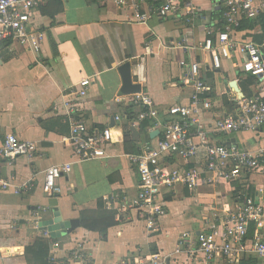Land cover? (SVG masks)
<instances>
[{"label":"crops","instance_id":"0c3cea01","mask_svg":"<svg viewBox=\"0 0 264 264\" xmlns=\"http://www.w3.org/2000/svg\"><path fill=\"white\" fill-rule=\"evenodd\" d=\"M60 1L62 10L53 17L41 14L38 7L35 22L44 32L39 54L18 43L0 44V144L6 135L15 134L36 145L31 158L20 156L11 162L0 157V177L11 178L15 184L29 179L34 183L28 193L0 190V264H28L24 249L41 237L31 221L38 206L47 208L43 225H50L57 214L62 222L79 221L70 233L56 234L58 257L82 242L88 257L98 263L159 253L167 257L166 264H191L185 253H174L180 235L187 232L195 245L198 232L217 224L216 215L234 206L237 190L245 187L250 192L253 184L263 186L264 173L253 175L249 179L252 182L222 183L194 192L181 187L173 194L164 191L166 214L158 221L157 230L148 233L137 211L120 207L136 194L138 185L136 169L125 154L137 152L144 143L154 141L159 132L150 137L156 129H151L149 120L143 130L132 127L131 121L126 123L123 107L133 104L129 101L139 92L147 93L158 110L187 103L192 89L182 79L190 60L200 64L201 76L212 87V109H230L227 98L229 88L236 92L230 87L233 81L239 89L236 93L250 94L251 80L237 67L241 54L235 52L231 58L222 59V68L216 70L211 69L209 55L201 50L206 29L223 21L220 1L194 0L196 10L192 14L181 11L179 17L152 16L146 24L127 22L125 11L111 3ZM258 31L239 29L236 36L256 41ZM124 64L129 65L131 83L139 86L134 92L123 89L120 67ZM83 77H90L91 83L86 95L76 98L72 87ZM215 77H219L218 88L214 87ZM67 101L74 102L75 116L88 127L109 128L113 143L106 146L107 157L74 161L72 149L63 141L69 135ZM116 115L122 120L112 126L111 117ZM125 124L136 135H126ZM244 134L249 135L241 140L236 137L240 134L220 137V141L251 148L255 138L251 133ZM66 162L72 165L58 180L61 192L48 197L42 186L43 171ZM100 201L103 209L115 211L117 221L104 234L80 226L82 214L97 211ZM249 227L253 233L248 238L253 239L255 226L252 223ZM259 232L264 239V227Z\"/></svg>","mask_w":264,"mask_h":264},{"label":"built area","instance_id":"2783aa9c","mask_svg":"<svg viewBox=\"0 0 264 264\" xmlns=\"http://www.w3.org/2000/svg\"><path fill=\"white\" fill-rule=\"evenodd\" d=\"M43 0H0V44L18 43L34 54L41 51L44 32L35 22V15ZM222 23L206 29L201 50L210 57L211 69L222 68V59L232 53L242 55L238 70L251 82L249 95L236 93L229 88L227 101L230 109H212L209 98L212 87L200 72V64L190 60L182 79L192 92L185 104H173L158 110L145 92L134 93L129 102L140 107L131 126L142 121H152V130L159 134L154 141L144 143L137 152L125 154L138 174L136 194L121 208L134 209L145 222L148 233L157 230V223L166 214L162 194L175 193L177 187L188 192L200 188L217 187L249 179L256 173H264V40L239 39L236 34L241 22L255 20L264 13V0H219ZM111 3L124 10L127 22L146 24L152 16L179 17L181 11L192 14L196 10L194 0H98ZM145 5V6H144ZM5 46V45H4ZM90 77H83L74 87L76 98L86 95ZM118 100V99H117ZM69 121V135L63 138L72 149L75 162L107 157L106 146L113 143L109 128L102 131L88 127L75 116L74 102L65 103ZM122 117L114 116L115 124ZM251 133L255 143L251 148L236 142L223 143L220 137ZM116 141V140H114ZM36 145L22 140L15 134L6 135L0 144V157L14 161L20 156L33 157ZM72 162L51 165L43 171L42 186L48 197L61 192L58 180L71 169ZM34 187L32 179L15 184L11 178L0 177V190H12L16 194L28 193ZM263 186L253 184L236 191L234 206L219 216L217 224L195 236L191 244L189 234L180 235L175 254L185 253L191 264H239L248 251L264 264V239L259 229L264 227ZM106 208L110 209L109 202ZM46 207L38 206L32 212V223L40 230L41 237L49 242L48 264H108L92 261L82 242H77L67 255L58 257V240L51 239L50 225L42 224ZM254 237L249 239L250 224ZM15 223L10 225L13 229ZM167 257L152 253L145 257L120 259L112 264H166Z\"/></svg>","mask_w":264,"mask_h":264},{"label":"trees","instance_id":"16d2710c","mask_svg":"<svg viewBox=\"0 0 264 264\" xmlns=\"http://www.w3.org/2000/svg\"><path fill=\"white\" fill-rule=\"evenodd\" d=\"M62 2L60 0H48L45 4L39 7L40 13L49 17H53L55 14L62 10ZM259 28V31L255 33V40L261 41L264 39V13L260 14L255 20L246 19L241 22L240 30H253ZM7 45V44H3ZM124 114L126 116V123L136 119V115L139 111L137 105L128 104L123 107ZM146 121H142L139 125L141 130L145 129ZM106 129V128H105ZM105 129H101L105 131ZM125 134L129 133L128 127L125 124ZM130 134V133H129ZM136 152V151H134ZM264 191V183H263ZM264 196V193H263ZM115 211L103 209L102 202H98L97 211L90 213L84 212L80 217V226L86 230L96 231L101 234L106 233V230L117 224L115 220ZM248 229V237L252 236V227ZM55 233H51L52 240H58ZM24 257L28 264H48L49 261V242L43 238H37L33 244L25 247ZM260 259L252 254H244L240 259L239 264H260Z\"/></svg>","mask_w":264,"mask_h":264},{"label":"water","instance_id":"95a60500","mask_svg":"<svg viewBox=\"0 0 264 264\" xmlns=\"http://www.w3.org/2000/svg\"><path fill=\"white\" fill-rule=\"evenodd\" d=\"M120 73L122 74V77H123V89L126 92H134L139 89L138 85H133L131 83V74H130V68L128 64H124L120 67ZM230 87H233L236 92L239 91L238 87L236 86L235 81H233L230 84ZM111 124L112 126L115 124L114 116L111 117ZM129 133L132 136L136 135V132L132 127L129 129ZM157 134H158V130H154L150 133V137H153ZM52 210L57 214V209L55 207V204H53ZM49 224H50L49 228L51 229L52 233L63 235L66 233H70L75 228H77L79 226V221L78 219H71L68 222H62L57 214L56 219Z\"/></svg>","mask_w":264,"mask_h":264},{"label":"rangeland","instance_id":"374dc122","mask_svg":"<svg viewBox=\"0 0 264 264\" xmlns=\"http://www.w3.org/2000/svg\"><path fill=\"white\" fill-rule=\"evenodd\" d=\"M232 72V71H231ZM219 78V77H218ZM217 77H215V81H214V87H219L220 86V82H219V79H218ZM215 91H216V89H215ZM235 135H238V134H235ZM248 135L249 134H240V136H236L238 139H245V138H247L248 137ZM237 139V140H238Z\"/></svg>","mask_w":264,"mask_h":264}]
</instances>
